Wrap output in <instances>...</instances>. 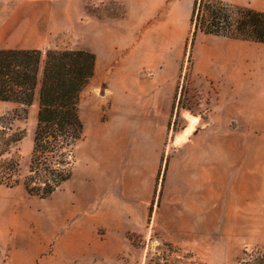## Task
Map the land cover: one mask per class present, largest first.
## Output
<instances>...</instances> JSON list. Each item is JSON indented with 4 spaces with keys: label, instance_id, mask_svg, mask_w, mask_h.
<instances>
[{
    "label": "rangeland",
    "instance_id": "374dc122",
    "mask_svg": "<svg viewBox=\"0 0 264 264\" xmlns=\"http://www.w3.org/2000/svg\"><path fill=\"white\" fill-rule=\"evenodd\" d=\"M240 1L232 3L264 10V0ZM124 12L116 0H0V18L21 13L30 27L24 42L42 50L86 48L94 17ZM190 30L189 22L172 33L157 30L159 58L167 40L174 44L167 73L175 79V103L189 109L175 116L160 105L149 116L159 125L143 119L138 130L126 129L133 118L118 99L129 80L118 76L113 62L80 93L83 134L72 149V174L48 197L23 186L36 114L13 121L25 135L11 151L20 160L16 181L0 183V264H240L264 251V103L248 93L246 79L235 95L224 82L206 83L205 90L191 83ZM151 34L143 30L141 37ZM235 50L264 77L263 43L242 42ZM184 77L188 93L180 99ZM15 106L0 101V121ZM33 109L37 113L38 102ZM189 114L197 123L185 138L199 137L178 154L181 130L173 132L168 121L179 128Z\"/></svg>",
    "mask_w": 264,
    "mask_h": 264
},
{
    "label": "trees",
    "instance_id": "16d2710c",
    "mask_svg": "<svg viewBox=\"0 0 264 264\" xmlns=\"http://www.w3.org/2000/svg\"><path fill=\"white\" fill-rule=\"evenodd\" d=\"M189 22L191 44L198 32L264 43V10L250 6L194 0ZM94 67L95 55L86 49H0V101L16 105L0 121V183L11 186L16 181L12 176L19 170L20 160L11 151L25 130L14 128L13 121L27 118L36 95V125L23 186L29 194L45 198L71 177L72 149L83 134L79 97L93 77ZM186 81L184 77L180 99L188 93ZM176 97L177 93L172 114L178 116L181 108L189 107L176 105ZM184 127L168 121L173 132ZM240 264H264V251L248 254Z\"/></svg>",
    "mask_w": 264,
    "mask_h": 264
},
{
    "label": "crops",
    "instance_id": "0c3cea01",
    "mask_svg": "<svg viewBox=\"0 0 264 264\" xmlns=\"http://www.w3.org/2000/svg\"><path fill=\"white\" fill-rule=\"evenodd\" d=\"M116 1L125 8L124 15L94 17L93 24L96 26V30L94 27V31L91 33L92 41L82 49L89 50L95 55L93 77L102 78L105 69L115 62V72L118 76L129 80L125 83L123 92L119 93L118 99L119 108L126 112L127 116L131 114L133 118L128 120L126 129L138 130L143 119H148L144 121L146 125L157 126L160 123L158 124L155 119H151L149 116L155 115L160 105H163L164 110H169L170 113L175 93V79L168 78L167 73L169 67L174 64V60L169 56L174 44L172 40H167L164 45L165 52L159 58L157 30L159 27H163L172 33L188 23L187 17H190L194 0H134L132 5H128L125 0ZM227 1L241 2L240 0ZM5 15L9 14L5 13ZM20 15L21 13L15 19L0 18V49L39 48L30 47L24 42L30 36V27L28 21ZM143 30L151 31V36L143 39L141 37ZM242 42L247 41L198 32L191 48L189 81L191 83L193 81L201 82L203 89L206 83L224 82L225 85H228V90H231L235 95L238 93V81L246 79L249 84L248 93L254 96V100H259L263 104L264 77L254 67H247V56L239 55L235 50V46ZM123 49L127 51V54H123ZM255 57L260 59L263 56ZM182 63L183 57L180 55L176 65L181 68ZM159 64H161L160 68ZM247 69L251 71L249 76L245 73ZM186 82L188 84V81ZM206 99L209 104L210 97L207 96ZM37 102L36 95L29 107L28 116L31 118L36 114L33 106ZM234 113L235 111H228L229 115ZM135 118H137V122H135ZM162 119L164 122L165 118ZM195 126L191 131L184 132V129L188 127L187 122L181 129L182 134L180 131L177 135L176 143L180 147L178 154L183 153L188 145L198 139V133L194 135L195 138H185L191 134ZM214 136L215 134L209 135L208 138H214ZM181 138L187 139V143L184 144L185 139ZM172 166L173 162L169 165V171L172 170Z\"/></svg>",
    "mask_w": 264,
    "mask_h": 264
},
{
    "label": "bare ground",
    "instance_id": "6f19581e",
    "mask_svg": "<svg viewBox=\"0 0 264 264\" xmlns=\"http://www.w3.org/2000/svg\"><path fill=\"white\" fill-rule=\"evenodd\" d=\"M187 119H188V127H186V129H184V132L191 131L197 122V117L190 115V114L187 115Z\"/></svg>",
    "mask_w": 264,
    "mask_h": 264
}]
</instances>
